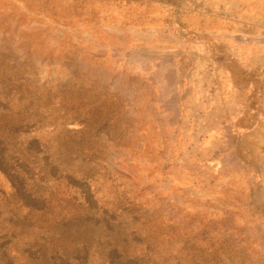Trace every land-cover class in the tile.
<instances>
[{
    "label": "rangeland",
    "instance_id": "374dc122",
    "mask_svg": "<svg viewBox=\"0 0 264 264\" xmlns=\"http://www.w3.org/2000/svg\"><path fill=\"white\" fill-rule=\"evenodd\" d=\"M0 264H264V0H0Z\"/></svg>",
    "mask_w": 264,
    "mask_h": 264
}]
</instances>
